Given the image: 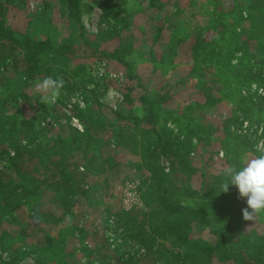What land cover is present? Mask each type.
Segmentation results:
<instances>
[{
	"label": "trees",
	"instance_id": "obj_1",
	"mask_svg": "<svg viewBox=\"0 0 264 264\" xmlns=\"http://www.w3.org/2000/svg\"><path fill=\"white\" fill-rule=\"evenodd\" d=\"M114 1L89 3L102 11L105 29L100 35L118 37L115 47L103 51L96 40L88 42L83 35L81 17L88 6L83 0H56L67 28L65 36L59 28L50 27L49 0L40 1L31 13L28 0H0V162H4L0 168V264H19L28 255L38 264H66L62 254L67 244L76 239L83 244L87 234L85 225H76L82 219L95 222L90 212L102 203L104 182L119 178L115 148H134L139 157L137 190L143 208L128 211L112 203L103 223L112 218V230L133 252L116 246L111 253L108 228H103L94 231V247L83 249L88 259L104 264H264V235L243 229L246 202L235 186L221 192L226 179L223 169L240 168L244 153L253 152L249 138L230 126L243 119L264 124V96L241 92L252 82L264 88V0H225L226 4L208 0L206 6L191 0L206 17L204 23L188 32L172 35L171 31L161 61L150 49L149 60L163 64L172 59L178 44L189 40V77L196 80L205 105L214 110L225 97L235 103L222 127L208 125L200 133L202 138L190 113L166 105L169 91L143 84L137 67L147 54L134 50L132 39L122 34L130 28L129 17L141 16L143 4L151 8L154 0L137 1L136 12L124 4L126 0ZM161 9L157 4L155 10ZM18 17L27 19L26 28L13 24L12 18ZM169 19L164 15L162 24L152 23L155 40L163 35V24ZM34 24L45 28L43 36L32 34ZM212 28L220 31L214 41L205 36ZM91 56L97 63L122 69L118 92L128 108L126 114L120 109L109 111L112 119L119 120L117 126L108 123L101 110L99 95L109 86L105 77L100 76L101 84L90 89L83 80L95 66L88 61ZM47 76L64 80L55 103H41L34 96L36 85ZM70 95L80 96L81 105L74 102L68 107ZM237 110L242 117L235 114ZM60 114L68 126L51 134ZM71 118L81 124L82 131L71 124ZM216 132L215 151L208 153L210 162H205L203 154L197 157V143L205 145ZM219 152L224 158L217 169L211 159ZM159 156L169 171H164ZM211 164L217 173L208 170ZM91 176L95 179L90 181ZM195 176L198 187L192 181ZM84 213L91 219H84ZM256 218L264 223V213ZM22 235L30 238L26 247L17 243Z\"/></svg>",
	"mask_w": 264,
	"mask_h": 264
},
{
	"label": "rangeland",
	"instance_id": "obj_2",
	"mask_svg": "<svg viewBox=\"0 0 264 264\" xmlns=\"http://www.w3.org/2000/svg\"><path fill=\"white\" fill-rule=\"evenodd\" d=\"M28 4L30 7H28V12L35 11L37 8H35L36 4L42 2V0H28ZM137 1L143 0H126L124 3L130 10L137 11L138 6ZM174 0H154V6L149 8L148 6L143 4V10L141 16L133 15L129 17V23L130 28L127 30H123L122 34L124 37H130L132 42H134V50H140L143 51L144 55H146V60H142L139 63L137 67V73L140 75V77L143 80L144 85H155V88L158 89L161 92L169 91V94L171 96V99L166 101V105L169 108L177 109L181 112L187 111L191 114V117L193 119V124L196 127V134H198L201 138L203 137L200 133L201 131H207L208 125L214 126L215 128H221L223 125V121L228 117L229 114H231L232 110L235 109V103H228V100L223 98L224 101L218 103L216 105V108L214 110H210L208 106L205 105L201 95L198 94L196 91V80L189 77V71L191 68V51H190V42L187 40L186 42H182L181 44L177 45V48L174 52V55L172 59L170 58V61H167L163 64H156L155 61L149 60V52L150 49H152V52L154 53V56L156 57L157 61H161L164 57V50L163 48L167 45L168 41V35H172L174 33L179 32H188L191 30L196 29L197 25L200 23H204V20L206 17H204L201 13V11L196 8L194 5L196 2H192L191 0H175V6L173 5ZM207 1V2H206ZM218 1V0H216ZM83 2L88 5L87 11L84 12L81 19L83 22V35L86 39V41L90 42L93 40H96V42L99 45V49L103 51H109L117 44V38L118 37H112V38H104L100 35V30L105 29L104 24L101 21L102 17V11L100 8L94 6H89V3H91V0H83ZM117 4H120L121 0H115ZM208 0H199L197 3L202 4L203 6H206L208 4ZM221 2L225 3V0H221ZM50 6H49V12L47 13V18L53 20L50 23V27H57L59 28L62 35H66V27L63 23L64 18L60 15V7L57 4L56 0H49ZM224 3L222 4L224 6ZM227 3V2H226ZM225 3V4H226ZM157 4L161 6V11H156ZM218 8L221 5H217ZM91 7V8H90ZM177 13V14H176ZM160 15V19H159ZM163 15V16H162ZM164 15H169L170 19L169 21H166L163 26L166 28L163 32V35H161L157 40L152 37V23L155 22L156 25L162 24L164 22ZM147 18V19H146ZM208 19V18H207ZM12 22L15 26H20L22 28H26L27 25V19L25 17H18V18H12ZM144 26V28L141 30V27ZM151 28V29H150ZM150 29V30H149ZM149 30V31H148ZM144 31V32H143ZM31 32L34 36L40 37L43 36L45 33V28L39 24H34L31 27ZM131 34V35H129ZM155 36V35H154ZM208 40L214 41L220 36V31L217 28L209 29L206 32L205 35ZM238 56L240 54L238 53ZM88 61H93L95 63V66H93V70L88 74V76H85L83 80L86 83V87L88 89L97 87V83L100 82V76L105 77V81L107 82L108 88L106 92H103L99 95V100L102 103V113L104 115V118L107 119L108 123H111L113 126H117L116 123H120L118 119H112L109 115V111L111 109L115 110H121V112L126 114L127 112V106H124L121 103L122 96L118 92V87H120L121 84V72L122 69L117 67H113L110 65H106L103 63H97L95 61V58L91 56V58ZM152 61V62H151ZM237 60L233 59V62L235 63ZM251 85H257V83L252 82V84L249 85L248 88H244L241 92L242 95L246 96L247 94H255L256 92H253L250 90ZM259 86V85H257ZM100 91L102 88H99ZM114 90L116 93H119L118 96L110 97L109 96V90ZM232 89V88H231ZM264 89V88H263ZM60 93V92H59ZM101 93V92H99ZM235 94V90L233 89L232 95ZM43 94L38 92L37 90L34 91V96L37 100L41 101V96ZM264 96V95H261ZM69 101H66V103H70L67 106H71L72 103L78 102L81 105L82 100L80 99V96L77 97L76 95H70L68 96ZM236 115H239L242 117V113L237 110L235 112ZM57 120V124H53L52 132L56 133L63 127L68 126V123L66 121V117L64 114H60ZM76 121V126L80 125V123H77V120L75 118H71V124ZM247 123V130L244 131L242 126L243 124ZM70 124V125H71ZM167 127L173 130H176V126L166 122ZM97 128V127H96ZM95 128V129H96ZM231 130H235V133L238 135H245L249 138V140L252 143V149L253 152H246L242 156V159L245 161L248 158L254 157V151H256V145L258 141L264 140V124L263 123H256L251 122L248 119H243L242 123L237 124L233 123L230 126ZM237 128V129H236ZM78 129V128H77ZM79 130V129H78ZM82 131V130H80ZM218 136V133L216 132L211 140L207 141L205 145L202 143H197V149L196 154L197 157L199 154H203V161L210 162L208 153L215 151L214 145H215V139ZM115 151L113 152L114 158L116 162L119 163V171H116L115 175L119 176V178H115L114 181L110 178L108 181L106 180L104 182V185L106 187V193H104V197L102 199V203L97 205L94 208V213L90 212V214L84 213L83 218L86 220L91 219L88 218V215L92 217V220L95 221L93 223L88 224L83 219L82 221H79L76 227H80L82 225H85V229L87 230V234L84 235L83 239L81 240L83 244L80 243L78 239L75 240L74 244L72 242H69L66 246V248L61 251L63 252L62 257L66 264H104L102 262H99L97 260H94L93 257L86 255V253L83 251V249H87V247H94V231L100 232L103 228H108V235L106 236L109 239L110 242V251L111 253H114L116 249H120L121 251L125 250L127 253H132L133 250L126 245L123 244V239L120 236H117V233H115L112 230L113 225V219L109 218L106 223H103L104 218L106 216V209H108L109 206L112 205V203H120L122 208L125 210H132L136 211L139 208H143L142 201L139 195V192L137 190V186L139 184V177L138 169H137V163L139 162V157L135 154L134 148H115ZM195 155V153H194ZM223 153L219 152L214 155H212L213 161L217 162L216 167L217 169L221 166L222 159H223ZM160 165L164 168V171H169V166L167 165V162L159 156ZM194 163L197 164V161H194ZM4 164V162H0V168L1 165ZM217 169L213 167L211 164L208 168L209 171H216ZM126 178L125 180H123ZM95 177L91 176L89 180H94ZM193 184L195 187H198L197 182L199 181V177L195 176L192 179ZM114 183V184H113ZM108 187V188H107ZM243 202H246V198H241ZM103 206H105L104 209ZM91 209V208H90ZM85 212V211H84ZM78 218H80L81 214H78ZM258 218V217H257ZM256 216L253 218L252 221H245L243 225V229L248 232V230H252L256 233H261L264 235V223L259 222ZM95 219V220H94ZM26 235H22L19 237L18 242L21 244L22 247H26L24 243H28V240L30 238H26ZM25 237V238H24ZM24 238V239H23ZM85 245V246H82ZM87 246V247H86ZM118 246L116 249L115 247ZM25 248H23L24 250ZM118 249V250H119ZM88 250V249H87ZM126 253V254H127ZM143 252L141 251L140 254ZM125 254V255H126ZM139 255V253H138ZM91 262H88V261ZM19 264H38L34 261V258L30 255L24 257Z\"/></svg>",
	"mask_w": 264,
	"mask_h": 264
},
{
	"label": "clouds",
	"instance_id": "obj_3",
	"mask_svg": "<svg viewBox=\"0 0 264 264\" xmlns=\"http://www.w3.org/2000/svg\"><path fill=\"white\" fill-rule=\"evenodd\" d=\"M63 86L62 77L43 78L36 85V90L43 94L41 103H55ZM118 95L114 90H109L110 97ZM256 151L259 155L246 159L240 168L229 165L223 169L226 179L221 184V192L226 193L231 185L235 186L240 198H246L247 207L242 209L245 221H252L255 216L264 213V140L258 141Z\"/></svg>",
	"mask_w": 264,
	"mask_h": 264
},
{
	"label": "built area",
	"instance_id": "obj_4",
	"mask_svg": "<svg viewBox=\"0 0 264 264\" xmlns=\"http://www.w3.org/2000/svg\"><path fill=\"white\" fill-rule=\"evenodd\" d=\"M251 91L253 92H256L257 95H264V89L260 86H257V85H251V88H250ZM76 121L74 120V122L72 123V125L75 127L76 124ZM77 123H79L77 121ZM76 128H78L79 130H82V127L80 125L76 126ZM243 130L246 131L247 130V123L246 124H243L242 126Z\"/></svg>",
	"mask_w": 264,
	"mask_h": 264
}]
</instances>
